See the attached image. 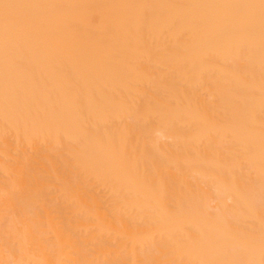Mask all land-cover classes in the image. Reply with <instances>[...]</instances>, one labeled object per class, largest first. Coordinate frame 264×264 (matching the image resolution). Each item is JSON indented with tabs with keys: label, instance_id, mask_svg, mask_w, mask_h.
<instances>
[{
	"label": "bare ground",
	"instance_id": "bare-ground-1",
	"mask_svg": "<svg viewBox=\"0 0 264 264\" xmlns=\"http://www.w3.org/2000/svg\"><path fill=\"white\" fill-rule=\"evenodd\" d=\"M0 264H264V0H0Z\"/></svg>",
	"mask_w": 264,
	"mask_h": 264
}]
</instances>
